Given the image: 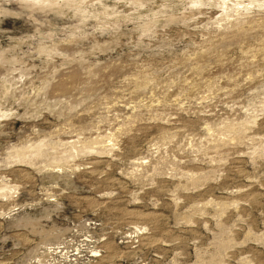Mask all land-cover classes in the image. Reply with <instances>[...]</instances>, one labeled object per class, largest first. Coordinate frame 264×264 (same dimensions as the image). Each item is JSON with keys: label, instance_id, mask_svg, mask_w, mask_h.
<instances>
[{"label": "rangeland", "instance_id": "374dc122", "mask_svg": "<svg viewBox=\"0 0 264 264\" xmlns=\"http://www.w3.org/2000/svg\"><path fill=\"white\" fill-rule=\"evenodd\" d=\"M0 264H264V0H0Z\"/></svg>", "mask_w": 264, "mask_h": 264}]
</instances>
